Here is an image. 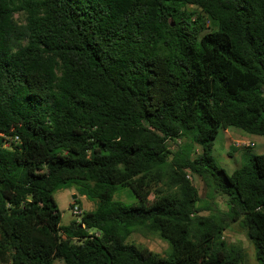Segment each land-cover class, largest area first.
Masks as SVG:
<instances>
[{"label": "trees", "instance_id": "trees-1", "mask_svg": "<svg viewBox=\"0 0 264 264\" xmlns=\"http://www.w3.org/2000/svg\"><path fill=\"white\" fill-rule=\"evenodd\" d=\"M230 127L264 135V0H0V262L243 264L222 239L240 221L264 264V153L227 173ZM187 171L227 211L200 215ZM69 184L96 207L60 225Z\"/></svg>", "mask_w": 264, "mask_h": 264}, {"label": "rangeland", "instance_id": "rangeland-1", "mask_svg": "<svg viewBox=\"0 0 264 264\" xmlns=\"http://www.w3.org/2000/svg\"><path fill=\"white\" fill-rule=\"evenodd\" d=\"M188 9H193V6H187ZM21 20L20 15L15 16ZM181 139L175 141H168V148L174 152L182 144ZM200 147L195 146V151L200 152ZM264 153V135H256L248 133L242 129L230 127L228 129H219L214 145L212 155L218 166L224 168L227 173L234 171L239 165L250 155ZM187 178L196 187L199 195V202L197 206L201 208L199 214L206 216L213 211H227L228 207L225 198L213 192L202 178L191 174L187 171ZM166 178L153 185L149 199L154 196L155 188L165 189ZM166 190V189H165ZM57 208L60 212V225H67L71 220H79L80 215H75L71 211V204L77 200L78 207L81 213L94 210L96 207V200H92L83 195L80 187L76 184H69L66 187L56 189L53 192ZM113 198L122 201L126 204L136 202V197L129 188L118 189ZM222 239L227 245H236L244 250L243 264H259L255 259V248L248 236L246 227L240 221L231 223L222 234ZM128 243L141 245L147 247L150 251L159 256H166L169 250L168 243L161 239L156 233L147 231L144 228H136L127 238ZM0 264H3L0 262Z\"/></svg>", "mask_w": 264, "mask_h": 264}, {"label": "built area", "instance_id": "built-area-1", "mask_svg": "<svg viewBox=\"0 0 264 264\" xmlns=\"http://www.w3.org/2000/svg\"><path fill=\"white\" fill-rule=\"evenodd\" d=\"M14 140L17 141V137H15ZM71 211L75 215H80L81 214V210H80V208L78 207V205L76 203H74L73 206L71 207Z\"/></svg>", "mask_w": 264, "mask_h": 264}]
</instances>
